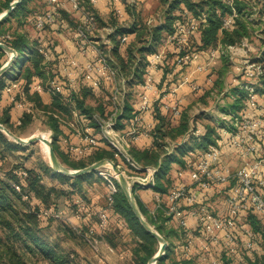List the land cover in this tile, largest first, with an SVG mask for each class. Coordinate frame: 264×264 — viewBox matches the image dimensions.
<instances>
[{
	"label": "trees",
	"instance_id": "trees-1",
	"mask_svg": "<svg viewBox=\"0 0 264 264\" xmlns=\"http://www.w3.org/2000/svg\"><path fill=\"white\" fill-rule=\"evenodd\" d=\"M12 1L0 0V13L5 11ZM80 2L85 11L92 13L95 17L97 24V29L94 31L97 36L95 38H101L102 29L114 28L110 33H106L113 44L110 52L104 44L100 47L108 53L111 65L118 72L117 82L121 83L120 80L124 79L126 87L124 86V98L121 103L117 104L113 99L115 83L104 77L99 78L97 86L85 79L81 88L76 91L70 90L64 76L59 75L63 80L65 94L69 98L61 93H51L52 102L49 104L44 103L39 91H33L34 87L31 83H35L33 82L35 77H41V81L45 83L49 78L57 76L46 74V57L39 48L50 51L51 49L50 45L44 44L45 39L42 40V34L65 18L76 29L82 24L84 18L80 20L73 17L72 12L61 6L58 23L48 22L44 27L38 28L35 22L36 15L49 8L48 0H22L10 16L0 22V41L10 45L18 53L13 66L0 76V101L5 79L10 78L15 67L19 69L15 77L19 88L8 91L10 103L0 111V123L15 133H18L17 128H27L34 119V111L24 109L20 116V123H15L11 120V109L17 106L22 98L32 100L35 107L45 113L46 123L54 133L53 147L61 161L69 168H82L105 158L113 159L116 163L124 160L115 156V151L107 142H105L107 146L98 144L99 146L83 154L70 151L67 142L61 143L67 134L62 127L63 124H67L64 119L65 114H72L73 110H77L83 122L92 126V133L100 137L101 123L95 119V115L100 119H107L117 111L116 128L124 130L136 114L130 100L132 92L127 91V88L133 87L136 83H146L150 64L149 55L159 52L163 45L167 46L160 61L164 71L163 80L173 72L177 57L186 52H205L209 57L211 51L218 46L226 49L230 45H237V49L246 50L252 43L256 46L264 45V0H159L154 11L156 16L158 14L156 21H149L147 14L143 15L137 3L133 2L127 5V10L132 17L128 23L119 20L116 9L108 16H104L91 0H80ZM229 16H232V22L229 26H225V18ZM190 19L197 25L195 32L186 41L179 40V35L174 40H169V37L181 25L188 24ZM124 34H127L128 38L123 42L121 38ZM131 35L133 37H130ZM244 41L245 45L242 46ZM6 53L0 47V67L7 61ZM221 55L223 66L218 73L216 83L210 91L205 93V96H213V93L219 95L222 92L224 97L233 99L232 103L222 107L221 110L234 116L239 114L246 104L248 85L252 79L248 76L243 78L246 75L242 74L240 82L225 91L223 80L232 66V60L227 52ZM252 62L261 64V67L257 69L256 77L260 82H264V50L259 57L252 58ZM185 66L187 64H183L181 68ZM173 80L175 79L171 78L169 82ZM100 88L107 91L108 96L101 95L98 90ZM158 107L155 105V116L158 121L148 131L153 137L152 145L139 148L133 142L129 153L143 166L159 168L152 189L161 200L156 201L155 208L152 210L142 201L138 192L134 190V193L145 217L169 242L166 252L159 258L157 264H207L205 256L210 254L204 249L187 256L176 247L175 238L186 242L191 231L199 233V228L188 229L179 224L169 212L168 195L171 187L182 180L179 170L187 165L186 155H190V150L196 147L192 143L206 149L209 144H219L217 140L220 137L225 140L226 137L222 133V126L216 127L213 124H206L205 134L200 133L199 136L192 134L190 129L194 125L190 121V108L182 109L180 114H173L169 119L167 115L160 113ZM177 140L184 141L176 146L173 153H169L171 142ZM69 143L72 142L69 141ZM21 146L22 144L11 139L0 129V171H3V174L0 173V264H39L38 261H45L46 264H80L74 253L66 251L59 244L47 241L43 223L48 221L51 215H40V211L43 208L53 207L52 204H57L58 199L63 195L69 197L83 190L86 182L90 183L95 173L89 172L72 177L54 171L49 165H43L45 172H50L53 177L58 178L61 183L68 184L70 188L47 186L41 171L36 168L26 169L24 165L14 161L10 169H6V164L10 161L9 153ZM173 162L179 163L182 167L174 168ZM99 178L103 180V177L99 176ZM116 182L119 189L113 195L112 206L124 219V228L129 234V239L122 241L120 230L107 231L109 225L105 229L104 236L115 248L119 247L120 242L129 244L133 264H149L159 250V240L142 224L119 181L116 180ZM220 187L213 185L210 189H198L199 200L208 204L207 199L213 193H217ZM184 207L188 208L190 205L185 204ZM209 207L211 208L210 205ZM247 214L252 228L258 233L261 246L255 252L251 263L264 264L263 215L254 209H250ZM65 230L75 234L74 229L67 223H65ZM96 234L100 236L99 232ZM212 247L215 252L216 246ZM219 253L220 251L215 252L217 255ZM222 255L225 258L229 256L224 250Z\"/></svg>",
	"mask_w": 264,
	"mask_h": 264
},
{
	"label": "built area",
	"instance_id": "built-area-1",
	"mask_svg": "<svg viewBox=\"0 0 264 264\" xmlns=\"http://www.w3.org/2000/svg\"><path fill=\"white\" fill-rule=\"evenodd\" d=\"M73 8L81 11L83 14V22L76 28V35L78 37V53L82 56L93 57L82 65L75 56L64 55L61 57L62 62L66 65L63 68L65 81H67L70 90L76 89L77 75L80 74L84 79L90 81L92 85H99V78L104 77L109 81L115 82V89L113 99L115 103L123 102L124 79L121 83L117 82V70L111 65L108 59V53L101 49L100 45L104 44L109 52L113 46L111 40L107 37L106 33H110L114 28H104L101 38H95L94 31L97 29L95 17L92 13L85 11L81 5L80 0H69ZM93 4L97 0H91ZM49 8L43 13L36 15V26L42 28L46 23L59 22L61 13L59 7L62 6L60 0H48ZM123 10L119 7L116 8L117 16H122ZM232 22V16L225 18V26H229ZM197 29L196 23L190 19L186 25H181L169 40H174L179 35V40L186 41L188 37ZM105 31V32H104ZM127 34L122 36V41H126ZM245 45V41L242 46ZM238 48L237 45H230L226 49L218 46L211 51L210 59L216 58L219 54L227 52L230 54L231 60L233 59L234 50ZM46 57H51V51L45 48H39ZM164 52L155 53L150 59L148 66L149 73L147 76V86H152L153 74L151 67L158 65L162 60ZM199 52L191 51L177 57L174 70L181 68L183 64H191L194 60L199 58ZM110 55V54H109ZM72 67L70 69L68 67ZM209 66V62L198 65L195 70H205ZM241 74L248 77H253L257 74L255 63L252 62L250 57H246L239 67ZM74 70V71H73ZM187 78V77H186ZM61 77H51L45 83L33 85L36 91H48L50 93H61L64 97L69 98L65 94V87L62 83ZM197 87V86H195ZM7 91H14L19 88V83L15 79H11L5 86ZM249 92L246 104L237 115H230L228 121L222 125V133L226 137V141L232 145L238 153L244 158L237 169H232L231 166L222 161V149L219 144H209L204 152L199 156L196 162L191 160L187 161L186 169L179 170L181 182L174 184L168 195L169 212L179 222V224L188 229H193L189 223V216L196 219L199 226V235L191 231V235L183 242V249L185 255L190 256L195 244V236L202 239V249L209 252L210 256H205L207 264H252L251 260L254 259L255 252L261 248L258 233L252 228L247 219L248 211L250 209L256 210L259 214L264 216V161L261 157H255L258 152V144L262 137V122L263 116L257 114L256 110L260 108L258 99L257 87L253 84L248 85ZM173 87L172 91H175ZM14 99V96H12ZM150 99L147 95L143 96L141 102V112L148 108ZM21 105L23 103L19 102ZM25 105V103H24ZM174 115L181 113L180 104L177 102L170 107ZM31 111V107L28 106ZM74 115L79 116L77 110H73ZM141 112L135 114L129 121L128 128L120 130L116 128L117 119L114 114L110 115L107 119H100L95 115V119L101 123L100 138L95 136L92 131L91 125L87 124L84 127L75 129V134L83 141L84 145H77L69 143L68 148L70 151L83 154L91 147L99 144L100 140L107 142L115 151V156L123 158V163H117L122 169L127 180L132 185L133 191L138 192L142 188H152L155 185V175L158 171L157 166L145 167L138 163L129 153L133 142L141 135L148 134V128L141 126L143 117ZM194 135L201 133L200 128L194 126L190 129ZM184 140L178 144H182ZM194 151L190 150V155ZM128 165L124 167V165ZM124 167V168H123ZM190 170L192 173V181H184L185 172ZM126 171L130 173L127 174ZM108 181L109 187V205L107 208L98 211V221L101 231H105L109 223V207H112L114 201V193L118 191L119 187L116 180L118 176L116 173H104L100 171ZM228 183H232L225 195L227 210L225 212H215L203 201H200V193L198 189H210L213 185L221 186L224 188ZM222 190V189H220ZM158 201L161 198L158 195ZM78 202H80L78 200ZM185 204L190 207L185 208ZM85 214H89L90 210L84 204L80 205ZM54 208L49 207L41 209L40 215H53ZM98 241V239H96ZM213 245L220 253L217 255L213 252ZM224 250L228 256L225 258L222 255Z\"/></svg>",
	"mask_w": 264,
	"mask_h": 264
},
{
	"label": "crops",
	"instance_id": "crops-1",
	"mask_svg": "<svg viewBox=\"0 0 264 264\" xmlns=\"http://www.w3.org/2000/svg\"><path fill=\"white\" fill-rule=\"evenodd\" d=\"M60 1L64 9L72 12L71 15L73 17L82 20L83 18L82 12L75 10L73 8L72 3L69 0H60ZM133 2L137 3L143 15L146 16L147 14V16L149 17V21H156V17L158 16V14L156 16V13L154 14V11L157 7V4L159 3V0H97V2L94 5L104 16H108L117 7L121 8L123 12H122V16H118L119 20L128 23L129 21H131L132 17L127 10V5ZM130 37L133 36L131 35ZM43 39H45L44 44L50 45L49 48L52 51L51 57L49 59H46L45 62V70L48 76L54 74V76L63 75L65 77V75L63 74V68H65L66 65L61 60V57L64 55L75 56L76 58L79 59L78 61L82 65L89 59V57H93V54H89V56L87 57L79 55L77 49L78 37L76 35V29H74L69 24L66 18L64 20H61V23L53 25L51 28L47 29L42 34V40ZM166 48L167 46L163 45V47L159 51L160 52L163 51L165 53ZM262 50H264V45L259 44V46H256L252 43L246 50L236 49L234 50V52H232L233 54V59L231 61L232 66L223 80L225 91L229 89L232 85L238 84L240 82V77L242 76V74L240 72L239 67L240 65H242L243 59L246 57H250L251 59L259 57ZM199 53H200L199 58L194 60L191 64H188L187 66L183 68H178L176 70H174L173 67V72H171L170 75L167 76V78H165L164 80H163L164 71L163 68L161 67V62L158 63V65L151 67V73L153 74V82L151 83L152 86L150 87L147 86V83H136L133 87L127 88V91L132 92V97L130 98V100L135 108V113L141 112V102L143 95L146 94L150 99L148 108L141 112V116L143 117L141 121V126L145 128L147 127L148 131L153 126H155V124L158 121L155 116V105H157V107L159 106L158 109L160 113L167 115V118L170 119L171 118L170 116L173 115V112L170 107L175 105L177 102H179L181 110L190 108L191 124L194 126L197 125L198 128L201 129L202 134H205L207 131L206 124H213L216 127L218 126L220 127L225 123V121H228L230 115L228 113L223 112L221 109L222 107L232 103L233 99L229 97L228 98L224 97L223 96L224 93L222 92L219 95L213 93V96L210 95L205 96V93L212 89L219 76L218 73L223 66L222 55L219 54L218 56H216V58L211 60L210 56L208 57V53L205 52H199ZM153 55L154 54H150L149 59H151ZM8 57L9 54L6 53V59H8ZM207 62H209V66L207 69L195 70V68L198 65ZM254 63L256 68L261 67V64L259 62H254ZM68 68L69 70L73 69L71 66ZM18 70H19L18 67H15V69H13L11 72L10 78L5 79L6 83L3 89L1 90L2 97L0 101V111H2L3 107L6 104L10 103V95L6 90L5 86L11 79H15L16 75L18 74ZM148 73H149V68H148ZM245 77L247 76H243V78ZM171 78L175 80H173V82H169ZM248 78H251L252 81H250V83L257 87L258 99L261 105L260 108L256 110V112L257 114L263 116L262 131H261L262 137L258 144V152L256 153L255 157H261L264 161V82H260L257 79L256 75ZM41 80H42L41 77H35L33 80V82L35 83H31L32 86L39 84L40 83L39 81ZM84 80L85 79L83 78L82 75L80 74L77 75V79L75 82L76 91H78L81 88V85L83 84ZM173 87H176L175 91H172ZM34 90L35 88L33 89V91ZM98 90L101 95L108 96L107 91L101 88ZM39 92L41 93L44 103L49 104L52 102V94L50 92L48 91H39ZM19 102L17 103V106L11 109V114H12L11 120L14 121L15 123H20L21 121L20 116L22 114V111L24 109H28V106L31 107L32 111L33 108L37 109L34 105L35 103L27 98L21 99L23 105H21ZM34 117H35V112H34ZM65 118L68 119V117ZM73 120L75 122L74 125H72V122L69 123L67 120H65L67 124H63L62 127L64 128L65 133L67 134L65 135L66 137L65 138L62 137L63 140L60 141L61 143H66V140L67 141L69 140L74 144L84 145L83 141H80V138L76 136L75 129L78 128V126L84 127L87 124L83 122L80 115L79 116L74 115ZM128 126L129 123H127L126 128H128ZM181 141L177 140L175 142H171L170 144L171 148L169 150V153H173L175 151L176 146L179 145L178 143ZM217 141L222 149V157H221L222 161L228 164L229 166H231L233 170L237 169V167H239L241 163L244 161V158L225 139H221L220 137ZM134 142H135L134 144L139 148H146L152 145L153 137L150 135V133L143 134ZM99 145L107 146L105 141L103 140L99 141ZM192 145H196V147L193 150L194 154L188 156L186 155V158H188V160L196 162L199 156L204 152L205 148H201L194 143H192ZM93 147H91L88 151L94 149ZM172 165L174 166V168L182 167L177 162H173ZM181 169H186V166L182 167ZM50 176L52 175L50 174ZM54 178L55 177L52 176V179L55 181L50 184L51 185H57V183L59 184V182H57L58 179L57 178L54 179ZM183 179L186 182L192 181V173L190 170H187L185 172V176ZM230 185H232V183H228L227 185H225L224 188H227ZM66 186H68V184ZM138 194L139 197L142 199V201L150 209L154 210L156 201L158 199V194L152 188L139 189ZM207 200H208L207 201L208 204L211 206V208L214 211L225 212L227 210V204L225 198H221V196H219L217 193H213L212 196ZM100 209H102V207L97 206L95 207V209H92V213L89 214L87 213L85 215L83 214L84 216L82 217L79 215L75 216L74 214H72V218H71L72 221L77 222L80 229L84 231L88 230L86 231L87 234L91 235V237L93 238L94 237L98 238V241H96L98 242L97 243L98 245L96 247L97 252L93 255L95 259L90 260V258L87 259L82 258L81 260L82 264H116L114 259L110 255H117L118 259L119 258L122 259L126 255L127 261L130 262L131 255L129 248L128 247L124 248L121 251V242L118 248L113 247L109 243V241L105 238L104 236L105 231H101L98 224V219H95ZM109 215H110L109 223H108L109 227L107 228L108 229L107 231L111 229L120 230L122 241L128 240L129 234L126 228H124L125 221L122 217L118 215V213L115 211V208L113 206L109 207ZM195 222L196 219L193 216H189L190 225L192 226V224H194ZM98 232L100 236L96 234ZM194 240H195V244L192 249V254L202 251V239L199 236H195ZM175 244L176 247L179 248L180 251L185 254L183 249V241H181L180 239H176ZM100 245H102L103 248H105L108 251L107 255L101 254V251L99 249ZM94 261H97V263Z\"/></svg>",
	"mask_w": 264,
	"mask_h": 264
},
{
	"label": "rangeland",
	"instance_id": "rangeland-1",
	"mask_svg": "<svg viewBox=\"0 0 264 264\" xmlns=\"http://www.w3.org/2000/svg\"><path fill=\"white\" fill-rule=\"evenodd\" d=\"M100 35H102V31ZM94 36L97 37L96 34H94ZM143 96H142V99H143ZM33 111L35 112V117L33 121L25 129L17 128L18 133L16 134L21 137L27 138L34 134L46 133L47 134L46 136L50 137L53 131L49 127V125L46 123L45 113L42 110L35 109V108H33ZM73 114H74L73 111H72V114H65V117H68V119L64 118L69 123L72 122V125L75 124L73 120V116H74ZM9 154H10L9 156L10 161L7 162L6 169L8 168L10 169L12 163L15 161V163L19 162L20 164H22V166L24 165L26 169L36 168L38 171H41L45 185L50 186L51 185L50 183L55 181L52 179V176H50V172L49 173L45 172L42 167L43 165H49L54 171H56L51 165L49 153L45 149V143L39 141V142L27 144V145L22 144L21 147L14 149V151H11ZM120 164L123 165V163H120ZM127 166L128 165L126 164L124 165V167H127ZM100 171H103L104 173H110V174L115 173L112 166L108 164L93 171L95 173L94 174L95 176H93L90 183L86 182L85 184L86 186L83 190H81L80 192H75L71 194L69 197H66L65 195H63L58 199L57 204L55 203L52 204L54 208L53 210L54 214L51 215V218H49L48 221H45L43 223V226H45L44 235L47 238V241H50L54 244H59L66 251L74 253L75 257L80 261V264H82L81 262L82 258H85V259L90 258V260L95 259L93 255L97 252L96 247L98 245L97 244L98 242H96V239L98 238L96 237L93 238L91 237V235L87 234L86 232H83L84 230L80 229L78 223L72 221L71 218H72V214H74L75 216L79 215L81 217L85 215L84 213L85 210L83 208L80 209L81 204L86 205L88 209L90 210L89 211L90 213H92V209H95V207L97 206L102 207V209L108 207L109 202H110L109 195H108V192H109L108 181H107V178L103 174L100 173ZM126 172L127 174L130 173L129 171H126ZM0 173L3 174V171H0ZM99 176L103 177V180L100 179ZM57 182H59V184L57 183L56 186L59 188H65V189L70 188L69 185L66 186L67 184L64 185V183H61L59 179L57 180ZM219 190L220 191H218L217 194L221 196V198H225V195L227 191L229 190V188L228 189L219 188ZM24 198L26 199V196H24ZM78 200L80 202H78ZM43 209H46V208H43ZM97 217L98 215L95 217V219H99ZM263 219H264V216H263ZM65 223H67L74 229L73 231H75V234L73 232L65 230ZM192 227L199 228L196 222L192 224ZM85 231H88V230H85ZM176 239L177 238H175V242H176ZM125 247L129 248V244L127 243L121 244V251ZM99 249L102 255L108 254L107 253L108 251L105 248H103L102 245H100ZM110 256H112L116 264H133L131 261L130 262L127 261L126 255L122 259L121 258L118 259L117 255H110ZM38 262L39 264H46L45 261H38ZM94 262L97 263V261H94Z\"/></svg>",
	"mask_w": 264,
	"mask_h": 264
},
{
	"label": "water",
	"instance_id": "water-1",
	"mask_svg": "<svg viewBox=\"0 0 264 264\" xmlns=\"http://www.w3.org/2000/svg\"><path fill=\"white\" fill-rule=\"evenodd\" d=\"M21 1L22 0H13L10 6L5 11L0 13V22L8 18L10 14L12 13V11L14 10V8L18 6L21 3ZM0 47L9 54L7 61L0 67V76H1L3 73H5L7 70H9L13 66L15 60L18 57V53L13 47H11L5 42L0 41ZM0 129L3 130L6 134H8L11 138L16 140L18 143L23 144V145H27V144H31V143H35L39 141L45 143L49 147V156H50V161H51V165L53 166V168L60 173H63V174H66L72 177L83 175L89 172H93L99 169L100 167L105 166L106 163L109 162L113 170L117 174L119 183L123 191L126 193L127 198L134 212L139 217L142 224L150 232H152L159 240V243H160L159 250L151 258L149 262V264H157V261L159 260V258L166 252L169 242L165 238V236H163L145 217L138 203V200L135 196L132 185L129 183L125 174L123 173L121 168L117 165V163L113 159H110V158L101 159V160L95 161L91 163L90 165L82 167V168H69L67 165H65L61 161V159L59 158V156L57 155L53 147L54 133H52L50 137L44 134H34L27 138H24V137L17 135L15 132H13L11 129H9L7 126H5L2 123H0Z\"/></svg>",
	"mask_w": 264,
	"mask_h": 264
},
{
	"label": "bare ground",
	"instance_id": "bare-ground-1",
	"mask_svg": "<svg viewBox=\"0 0 264 264\" xmlns=\"http://www.w3.org/2000/svg\"><path fill=\"white\" fill-rule=\"evenodd\" d=\"M44 135H47L46 133H43ZM45 149L47 150V152L49 153V147L48 145L45 144ZM106 164L111 165L109 162H107Z\"/></svg>",
	"mask_w": 264,
	"mask_h": 264
}]
</instances>
